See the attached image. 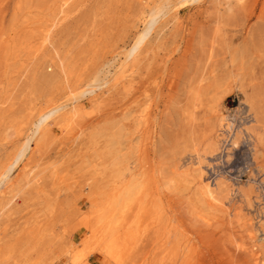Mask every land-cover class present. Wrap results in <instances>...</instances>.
Listing matches in <instances>:
<instances>
[{
  "label": "rangeland",
  "instance_id": "1",
  "mask_svg": "<svg viewBox=\"0 0 264 264\" xmlns=\"http://www.w3.org/2000/svg\"><path fill=\"white\" fill-rule=\"evenodd\" d=\"M179 1L0 0V264H264V0H189L177 16ZM159 2L132 82L113 85ZM66 105L68 129L57 119L2 175L55 117L39 115ZM198 163L223 204L202 193ZM131 174L148 181L146 205L131 228L135 202L103 227L99 259L85 240ZM155 202L190 247L181 261L155 235Z\"/></svg>",
  "mask_w": 264,
  "mask_h": 264
},
{
  "label": "bare ground",
  "instance_id": "2",
  "mask_svg": "<svg viewBox=\"0 0 264 264\" xmlns=\"http://www.w3.org/2000/svg\"><path fill=\"white\" fill-rule=\"evenodd\" d=\"M66 1V0H65ZM187 3L190 4L189 0H181L179 1L178 5L174 6L173 4L168 3L169 6H171L172 8H170L171 10L173 9L175 11V14H177V12L181 9L180 7H183L184 5H186ZM165 3H158L156 6H154L151 10V15L148 21H146L143 25L142 31L139 34V36L137 37V39L135 40V43L133 45V47L129 50V52H127L124 56L123 61L120 64V67L117 69V71L115 72V74L113 75V81L114 84H123L125 85L126 83L132 82V80L130 81L129 76L133 73V71L130 70V67L132 64H134V62H136L139 58V54L142 50L143 44L145 43V39L147 38L149 31H150V23L152 22V20L154 19L153 16L155 15V17H157L165 8L166 5H164ZM62 5V4H61ZM64 5V4H63ZM64 7V6H63ZM65 8V7H64ZM63 8V9H64ZM172 10V12H173ZM182 10V9H181ZM185 10V9H184ZM67 11L60 9L58 11L57 16L55 15V18L45 26L43 33L41 35V43H48L49 42V38L51 36V31L53 30V28H55L57 26L58 23L61 22V20H63V18L67 15L66 13ZM183 15V14H182ZM178 16V14H177ZM176 16V17H177ZM181 16V13H180ZM68 17V16H67ZM165 17V16H164ZM175 17V18H176ZM160 18V16H159ZM158 18V20H159ZM156 19V18H155ZM65 20V19H64ZM161 20V19H160ZM165 20V19H164ZM154 21V20H153ZM177 21V20H176ZM155 22V21H154ZM159 22V21H158ZM161 22V21H160ZM163 22V21H162ZM168 21L164 22L167 23ZM156 23V22H155ZM162 24V23H161ZM154 26V25H153ZM160 27V26H159ZM162 27V26H161ZM157 28V27H156ZM154 29V28H153ZM159 30V29H158ZM152 31V30H151ZM150 35V34H149ZM149 51V50H148ZM143 52V51H142ZM135 67V66H133ZM133 70V69H132ZM133 76V75H132ZM112 79V78H111ZM136 81V80H134ZM133 81V82H134ZM111 84V83H110ZM132 84V83H131ZM105 85V84H104ZM112 85V86H113ZM130 85V83H129ZM134 86V85H133ZM89 87V86H88ZM132 87V86H131ZM108 90V87L106 88ZM128 89V88H126ZM110 90V89H109ZM86 90L83 91H79L76 93H73V97H75L77 94L83 93ZM128 91V90H127ZM102 93V92H101ZM100 92L98 94H101ZM104 93V92H103ZM102 93V94H103ZM93 96H95L96 94H92ZM101 96V95H100ZM97 97V96H95ZM94 97V98H95ZM102 97V96H101ZM93 98V99H94ZM91 100V99H90ZM95 100V99H94ZM93 100V102H94ZM99 100V99H98ZM97 100H95L96 102ZM98 102V101H97ZM145 106H146V102H144ZM144 106V107H145ZM66 107V108H65ZM65 107L62 108H53L50 107L48 110L44 111L41 113V115H39L40 117H43L42 115H44L45 117L48 116L49 114H51L50 116H55L54 118H52L51 120H42L39 122L38 125H36V132L33 134V136H29L28 141L25 143V145H23V147H21V149L18 151V153L16 154L15 158L13 159L12 162L9 163V166H6L5 170L3 173H1L2 175L8 171H10L16 164L17 162L21 159V157L24 154L25 149L28 146V143L34 138H40L42 136H44V134H46V130H48L47 128H49V126L51 124L54 125L55 122H58L57 119L59 120L58 123H60L65 129H68V127L66 128V126L68 124H72L71 120L75 117L78 116V111L76 108L75 109V105H73L72 107L67 108L68 106L66 105ZM143 107V106H142ZM69 109V110H68ZM74 109V110H73ZM142 111L144 112V114H147V106L144 108V110L142 109ZM54 115H53V114ZM83 114V113H82ZM84 115V114H83ZM227 122V121H226ZM56 124V123H55ZM62 128V127H61ZM33 129V128H32ZM231 132V129L229 130ZM144 132V131H143ZM146 133V132H145ZM148 133V132H147ZM230 134V133H228ZM143 135V134H142ZM35 136V137H34ZM141 136V135H140ZM232 145H236L237 144V137H235L232 140ZM140 152V149H139ZM204 157V156H203ZM120 159V158H119ZM118 158H116V162H119ZM192 159V158H191ZM202 159V158H201ZM118 160V161H117ZM194 160V159H193ZM191 161V160H189ZM188 161V162H189ZM186 162V161H184ZM198 162V161H197ZM203 163V162H202ZM129 164V163H128ZM185 164V163H184ZM192 164V163H191ZM201 164V163H200ZM198 163V165L200 167L197 166V168H194L193 171L196 174V177L199 179L200 183H201V191L202 193L207 197V199H209V203H217V204H223L225 201H221V199L218 198V196L215 195L214 193V187L212 186V183H210V179L207 181L206 180V176L207 173H205L203 171V169H201V165ZM188 165V163H187ZM190 165V164H189ZM204 165V164H203ZM209 165V164H208ZM127 166V165H125ZM32 167V166H31ZM204 167V166H203ZM188 169H192L193 166H189L187 167ZM124 169V167H123ZM126 170H129V168H125ZM26 171V168L25 170ZM30 171V170H29ZM27 172V171H26ZM33 172V171H32ZM31 172V173H32ZM34 173V172H33ZM32 173V174H33ZM119 173V172H117ZM140 173V172H139ZM28 174V172H27ZM30 174V173H29ZM133 174V173H132ZM130 177L127 178V180L122 181V186L120 187V189L113 193V196L110 197V199H107L105 204L101 207L99 214H98V225L96 228H94L91 232V236L90 238L85 240V248H89L90 250H94V253L96 254L97 258H103V249L107 247V242H105V238H104V233L105 231H102L103 227L105 225H108L109 227V231H112L115 227L118 226V224L120 225L123 215L126 214V212L130 209V205L133 204L132 202H135L136 205V209H135V214L134 216L128 221L127 226L125 227V229L127 228H131L132 227V220L136 219L139 215V212L142 208L145 207L146 205V200L144 199L147 196V185L146 183L148 182H144V180H142L141 178L132 175ZM144 174V173H143ZM123 177L124 172H122ZM145 175V174H144ZM209 176V175H208ZM215 176V175H214ZM28 177V176H27ZM126 178V177H125ZM212 178V176H211ZM33 179V178H32ZM263 179V178H262ZM87 180V179H86ZM212 180V179H211ZM216 181V180H215ZM219 183L224 184L225 182L220 181L219 179L217 180ZM264 181V180H263ZM25 182V180H24ZM88 183V182H87ZM119 183V182H118ZM117 183V184H118ZM264 183V182H263ZM117 190V189H116ZM244 193V192H243ZM153 198V196H152ZM157 202V201H156ZM153 204L151 206L152 212L150 215V219L151 221L155 224L152 226H155V235H158L159 237L161 236H168L166 237L167 239L172 237V241H166V244H170L172 245L171 247H166L164 248V250H169L170 256L169 254L166 253L167 257H170L173 260H177V262L179 261L178 259H180V256L183 254H187V250L184 251L185 249H188L190 247H185L182 248V244H183V237L182 235H180L179 233H177L176 231L172 232V228L171 224L165 222V224L162 223V217L163 215L161 214V206L160 204L156 203ZM149 204V203H147ZM152 204V203H151ZM134 206V205H133ZM133 209V208H132ZM133 211V210H132ZM129 213V212H128ZM2 215H4V211L0 212V216L2 217ZM131 215V214H130ZM128 217V216H127ZM150 223V221H149ZM173 223V222H172ZM122 225V223H121ZM173 225V224H172ZM123 226V225H122ZM151 226V227H152ZM121 227V226H120ZM171 227V228H170ZM177 227V226H176ZM159 229V230H158ZM178 229V228H177ZM176 229V230H177ZM162 230V231H161ZM119 232V231H118ZM171 236V237H170ZM157 237V236H156ZM159 237H157L159 239ZM165 238V237H164ZM258 239V238H257ZM84 240V239H83ZM163 240V239H161ZM263 238L258 239V241H263ZM185 244V243H184ZM185 246V245H184ZM168 248V249H167ZM189 250V249H188ZM183 252V253H182ZM182 253V254H181ZM189 253V252H188ZM163 255H165L163 253ZM162 255V256H163ZM189 255V254H188ZM185 258V257H183ZM162 259V258H161ZM164 259V258H163ZM166 259V258H165ZM170 259V260H171ZM182 259V257H181ZM180 259V261H181ZM169 260V261H170ZM171 262V261H170ZM173 262V261H172ZM176 262V261H175ZM173 262V263H175ZM177 264V263H176Z\"/></svg>",
  "mask_w": 264,
  "mask_h": 264
}]
</instances>
